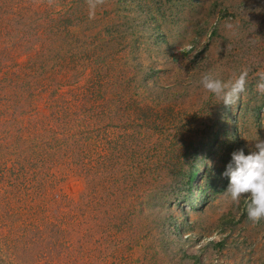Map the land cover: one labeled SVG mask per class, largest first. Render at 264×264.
Segmentation results:
<instances>
[{"label": "rangeland", "instance_id": "1", "mask_svg": "<svg viewBox=\"0 0 264 264\" xmlns=\"http://www.w3.org/2000/svg\"><path fill=\"white\" fill-rule=\"evenodd\" d=\"M88 14L86 0H0V264H264V220L223 175L264 140V0ZM245 67L233 107L199 83ZM192 164L193 208L177 197Z\"/></svg>", "mask_w": 264, "mask_h": 264}, {"label": "clouds", "instance_id": "2", "mask_svg": "<svg viewBox=\"0 0 264 264\" xmlns=\"http://www.w3.org/2000/svg\"><path fill=\"white\" fill-rule=\"evenodd\" d=\"M56 0H48L51 6ZM89 7V20L95 19L96 9L105 0H86ZM224 28L231 36L239 35V22H226ZM231 45H228L230 49ZM250 69L243 68L239 75H233L228 81L213 76L211 72L203 74L200 85L209 93L222 100L226 107H233L246 91ZM259 80L256 91L264 96V71L258 72ZM225 177L229 179L226 192L239 204L241 198L246 200L247 217L253 224L264 220V140L255 143V150L245 154L243 149L232 153V160L227 165Z\"/></svg>", "mask_w": 264, "mask_h": 264}, {"label": "trees", "instance_id": "3", "mask_svg": "<svg viewBox=\"0 0 264 264\" xmlns=\"http://www.w3.org/2000/svg\"><path fill=\"white\" fill-rule=\"evenodd\" d=\"M47 125H49V123L42 125V126H44L45 128ZM8 148H10V146ZM196 174H197L196 167L192 164L189 167L186 180L181 184V188H179L180 191L183 192V197L179 196L180 194L177 196V197H180L178 200L179 203L182 200V203L185 206L187 205L191 208L194 207V204L197 200V195L205 192V189L201 190L200 188H195L194 180H195Z\"/></svg>", "mask_w": 264, "mask_h": 264}]
</instances>
